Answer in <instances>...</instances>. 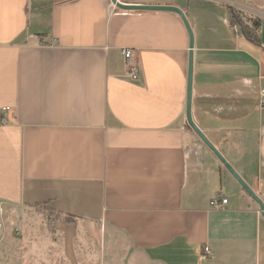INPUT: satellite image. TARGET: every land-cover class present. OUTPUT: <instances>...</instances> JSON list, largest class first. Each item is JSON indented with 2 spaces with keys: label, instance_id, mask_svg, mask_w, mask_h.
Returning a JSON list of instances; mask_svg holds the SVG:
<instances>
[{
  "label": "crops",
  "instance_id": "crops-1",
  "mask_svg": "<svg viewBox=\"0 0 264 264\" xmlns=\"http://www.w3.org/2000/svg\"><path fill=\"white\" fill-rule=\"evenodd\" d=\"M120 1L185 12L193 119L264 201V0ZM247 4L259 43L230 22ZM189 52L176 12L0 0L3 213L45 204L121 233L151 264H264L259 204L187 124ZM219 194L228 203L212 205ZM14 226L25 231L24 218L6 219L2 240Z\"/></svg>",
  "mask_w": 264,
  "mask_h": 264
},
{
  "label": "rangeland",
  "instance_id": "rangeland-1",
  "mask_svg": "<svg viewBox=\"0 0 264 264\" xmlns=\"http://www.w3.org/2000/svg\"><path fill=\"white\" fill-rule=\"evenodd\" d=\"M241 8L238 21L247 31L257 13L249 4ZM18 216L26 222L25 231L14 226L7 239L2 240L0 235L1 261L10 253L15 254L19 264H151L129 248L121 233L79 221L45 204L25 208L20 214L14 210L8 214L6 209L3 213L0 208L1 227L4 228L6 219Z\"/></svg>",
  "mask_w": 264,
  "mask_h": 264
},
{
  "label": "water",
  "instance_id": "water-1",
  "mask_svg": "<svg viewBox=\"0 0 264 264\" xmlns=\"http://www.w3.org/2000/svg\"><path fill=\"white\" fill-rule=\"evenodd\" d=\"M117 8L124 10H163L178 13L185 22L190 36V52H189V72H188V88H187V102H186V118L188 126L199 136L202 142L216 155L225 168L233 175L239 182L245 192L250 195L260 206L261 214L264 217V201L263 199L247 184L242 176L235 170V168L227 161L223 154L210 141L207 135L195 123L192 115V95H193V48H194V34L192 27L187 19L185 12L174 5H141L129 4L121 2L120 0H111Z\"/></svg>",
  "mask_w": 264,
  "mask_h": 264
},
{
  "label": "built area",
  "instance_id": "built-area-1",
  "mask_svg": "<svg viewBox=\"0 0 264 264\" xmlns=\"http://www.w3.org/2000/svg\"><path fill=\"white\" fill-rule=\"evenodd\" d=\"M53 41L55 42L56 38H53ZM121 53L125 58L127 77L133 81L138 80L141 75V66L136 56V49L131 47H125L121 50ZM261 104L264 105V90L261 93ZM3 110L6 111L7 108H3ZM227 203H228V199L223 194H219L218 196H216L211 200V204L214 206H220Z\"/></svg>",
  "mask_w": 264,
  "mask_h": 264
},
{
  "label": "trees",
  "instance_id": "trees-1",
  "mask_svg": "<svg viewBox=\"0 0 264 264\" xmlns=\"http://www.w3.org/2000/svg\"><path fill=\"white\" fill-rule=\"evenodd\" d=\"M242 10L236 9V8H230V22L232 25L240 26V30L243 32V34L250 40L259 43L260 42V35L259 31L262 24V19L259 17L253 18L251 20V24L248 25V30L246 31L244 27L241 26V23L238 21L239 17H242ZM240 15V16H239Z\"/></svg>",
  "mask_w": 264,
  "mask_h": 264
}]
</instances>
